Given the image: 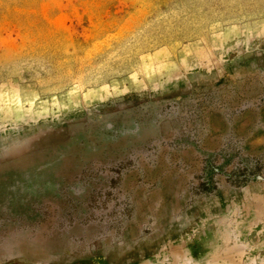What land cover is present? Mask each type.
<instances>
[{
    "label": "rangeland",
    "instance_id": "obj_1",
    "mask_svg": "<svg viewBox=\"0 0 264 264\" xmlns=\"http://www.w3.org/2000/svg\"><path fill=\"white\" fill-rule=\"evenodd\" d=\"M0 264H264V0H0Z\"/></svg>",
    "mask_w": 264,
    "mask_h": 264
}]
</instances>
